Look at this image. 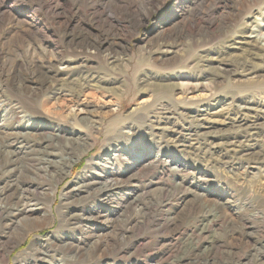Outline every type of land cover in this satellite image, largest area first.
<instances>
[{
    "label": "rangeland",
    "instance_id": "1",
    "mask_svg": "<svg viewBox=\"0 0 264 264\" xmlns=\"http://www.w3.org/2000/svg\"><path fill=\"white\" fill-rule=\"evenodd\" d=\"M262 46L264 0H0V264H264Z\"/></svg>",
    "mask_w": 264,
    "mask_h": 264
},
{
    "label": "bare ground",
    "instance_id": "2",
    "mask_svg": "<svg viewBox=\"0 0 264 264\" xmlns=\"http://www.w3.org/2000/svg\"><path fill=\"white\" fill-rule=\"evenodd\" d=\"M264 47V46H262ZM85 118V117H84ZM98 127V126H97ZM4 137V136H3ZM74 144V143H73ZM5 151V150H4ZM51 151V150H50ZM59 151V150H58ZM64 151V150H63ZM57 153V152H56ZM40 154V153H39ZM4 186V185H3ZM116 186V183L113 182V179H107L103 184L102 187L103 188H114ZM5 198V197H4ZM27 204V203H26ZM0 207H4L2 205V200H0ZM32 208V207H31ZM31 208H27V207H23V208H18L17 211L12 212V214H14L15 218H13V220L15 219V223L14 225H11V228H17L21 225H23L25 222L28 221H33V215L29 212L32 209ZM11 213V211H10ZM13 216V217H14Z\"/></svg>",
    "mask_w": 264,
    "mask_h": 264
}]
</instances>
